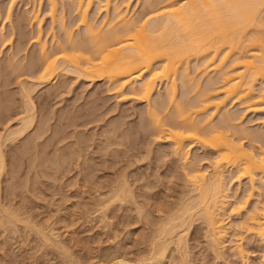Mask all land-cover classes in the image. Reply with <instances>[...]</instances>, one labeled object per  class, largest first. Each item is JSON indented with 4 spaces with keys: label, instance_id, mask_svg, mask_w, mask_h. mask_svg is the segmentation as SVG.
I'll use <instances>...</instances> for the list:
<instances>
[{
    "label": "bare ground",
    "instance_id": "obj_1",
    "mask_svg": "<svg viewBox=\"0 0 264 264\" xmlns=\"http://www.w3.org/2000/svg\"><path fill=\"white\" fill-rule=\"evenodd\" d=\"M19 1L23 0H10L4 16L6 23H12V11ZM44 1L47 14L43 15L50 19V36H46L52 37L51 41L43 32L44 16L40 12ZM32 2V9L27 6L26 13L29 26L36 25L31 42L38 49L25 70L35 81L29 84L20 80L24 111L17 116L19 127L12 131L8 128L9 135L15 138L36 123L31 93L50 84L60 74H73L96 83L104 81L122 101L147 104L152 117L148 125L154 126L153 132L157 133L154 137L160 136L158 141H161L165 136L171 143V151L182 162L184 179L189 186L188 198L154 230L155 241L151 244L154 259L162 263L172 246L178 247L183 258L187 256L184 232L196 220L204 222L210 248L221 255L232 231L228 221L230 213L244 215L233 228L236 230L232 235L236 238L234 241L238 243L245 234H250L264 245V133L251 131L246 126L251 121L264 120V0H137L133 10V0ZM67 5L71 24L66 20ZM140 7H143L142 13L138 12ZM18 25L22 26L23 22L19 20ZM57 25L63 32L60 37L56 34ZM12 31L11 44L12 36L16 35ZM25 43L24 35L18 48L26 46ZM250 47L259 48L260 52L249 50ZM178 82L182 90L180 97ZM163 83L164 93L157 90V85ZM229 104H233L232 108L240 106L241 110L234 112L227 108ZM169 108L173 110L160 118ZM247 113H261L263 117L244 125ZM197 146L203 149L202 153L206 152L204 157H192V149ZM3 155L0 151V174L6 167ZM205 159L210 161L207 167L201 166ZM224 163L228 164L226 168ZM243 181H247V187L241 194L239 185ZM234 182L238 184L236 189ZM122 184L127 186L125 182ZM125 186L115 188L110 196L113 201L123 200L122 192L132 194ZM5 209H0L3 216L0 222L18 224L21 221L18 212L19 215ZM43 232L36 233L49 243L56 234ZM241 245H236L235 252L244 257Z\"/></svg>",
    "mask_w": 264,
    "mask_h": 264
},
{
    "label": "rangeland",
    "instance_id": "obj_2",
    "mask_svg": "<svg viewBox=\"0 0 264 264\" xmlns=\"http://www.w3.org/2000/svg\"><path fill=\"white\" fill-rule=\"evenodd\" d=\"M30 1L16 3L9 24L4 16L10 0H0V147H3L0 151L4 153L6 166L0 174V209L18 212L22 221L18 224L0 222V264H264V245L256 236L243 234L238 243L243 246L244 257L235 252L238 243L232 236L236 233L233 228L243 214L239 217L231 213L228 221L232 231L221 255H216L210 248L204 222L196 220L184 232L187 256L183 258L178 247L171 245L162 263L154 259V230L165 216L174 214L188 198L189 186L184 179L182 162L171 151V143L164 134L161 141H158L160 136L154 137L157 133L153 132L154 126L149 127L152 117L147 104L122 101L108 89L106 82L96 83L73 74H60L50 84L31 93L36 123L24 134L15 135V138L9 135L8 128L12 131L19 127V113L24 111L20 80L29 84L35 81L25 70L38 49L31 42L36 25L30 27L27 20L26 7H33ZM136 3L137 0H133L131 10ZM68 7L65 13L70 23L72 17ZM94 11L93 8L91 15ZM46 12L47 2L44 1L40 13L46 15ZM138 12L142 13L143 7L138 8ZM45 15L44 37L49 35L50 26V19ZM19 20L23 22L22 26L18 25ZM12 25L16 34L12 36L14 44L9 42ZM57 28L56 34L60 37L63 32L59 25ZM74 28L78 30V27ZM24 35L26 46L18 48ZM46 39L51 41L52 37L46 36ZM258 49L249 48L254 52ZM190 66L193 67L194 62ZM157 90L164 93V83L158 84ZM156 95L157 91L154 99ZM231 105L227 108L234 112L241 110L240 106L232 108ZM172 110L169 108L160 118ZM8 115H11L10 119H7ZM260 115L247 113L243 124L259 119ZM262 123L264 120L260 119L246 126L251 131L264 133ZM247 140L246 143L243 141L246 146L249 145ZM199 149L198 146L192 149V157L206 155ZM201 164L207 167L210 161L205 159ZM227 166L224 163V167ZM234 184L236 189L238 184ZM246 184L247 181H243L239 185V193L243 194ZM122 186L130 188L132 194L122 192L123 200L113 201L110 196L117 190L115 188ZM0 215L2 219L1 212ZM36 229L39 233L54 231L56 234L49 243L42 233H36Z\"/></svg>",
    "mask_w": 264,
    "mask_h": 264
}]
</instances>
